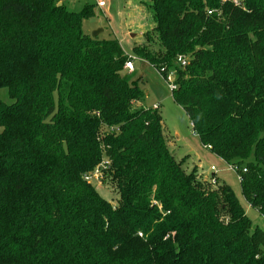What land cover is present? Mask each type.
I'll return each mask as SVG.
<instances>
[{
  "label": "trees",
  "instance_id": "obj_1",
  "mask_svg": "<svg viewBox=\"0 0 264 264\" xmlns=\"http://www.w3.org/2000/svg\"><path fill=\"white\" fill-rule=\"evenodd\" d=\"M92 7L0 0V264H264V228L234 190L176 155L159 107L137 105L119 39L85 33ZM152 9L134 54L173 73V99L264 216V0ZM103 159L115 205L85 179Z\"/></svg>",
  "mask_w": 264,
  "mask_h": 264
},
{
  "label": "rangeland",
  "instance_id": "obj_2",
  "mask_svg": "<svg viewBox=\"0 0 264 264\" xmlns=\"http://www.w3.org/2000/svg\"><path fill=\"white\" fill-rule=\"evenodd\" d=\"M71 9H81L87 3L93 5L94 15L84 20L83 29L85 33L93 36L97 31L102 38L116 37L119 39L123 49L134 59L135 71L123 70L122 75L134 77L139 82L145 97L138 106L156 107L163 116L164 127L171 141V149L178 157L190 155L189 164H201V171L211 175V166L219 170L216 179L219 183L228 184L237 195L247 215L251 218L253 226L259 225L264 228V216L245 199L240 182V174L230 169L225 160L219 159L207 147H205L198 135L194 132L191 121L183 107L180 106L172 95V87L169 80L148 62L141 61L134 54V47L146 43L144 33L154 28L152 0H105L106 5L100 8L95 0H61ZM155 46V44H153ZM170 74V73H169ZM170 77V75H169ZM174 82V77L172 78ZM1 96L8 99L6 89L1 90ZM251 155L249 161H254ZM94 183L99 193L109 200L113 205L118 202L119 194L108 184Z\"/></svg>",
  "mask_w": 264,
  "mask_h": 264
},
{
  "label": "built area",
  "instance_id": "obj_3",
  "mask_svg": "<svg viewBox=\"0 0 264 264\" xmlns=\"http://www.w3.org/2000/svg\"><path fill=\"white\" fill-rule=\"evenodd\" d=\"M236 1V0H234ZM95 3L98 7L103 8L106 5L105 0H95ZM177 63H179L180 65H186V59L183 56H179L177 58ZM125 69L128 72H133L135 70V64H134V59L131 57V59L129 61L126 62L125 64ZM170 75V77H169ZM168 75L167 80H169L170 86L172 87V90L175 88V83L172 81L171 76L173 78V73H170ZM157 108L159 107L158 105L156 106ZM109 161L108 160H102L101 163L94 169V171L90 174H87L85 176V179L88 182H95L98 184H101L100 182L104 181V177H105V173L104 170L109 166ZM230 169L239 172V166L236 164H229ZM211 169L215 172H217V168L216 166H212ZM243 171H246V169H243ZM213 182L216 183V178L214 177Z\"/></svg>",
  "mask_w": 264,
  "mask_h": 264
},
{
  "label": "crops",
  "instance_id": "obj_4",
  "mask_svg": "<svg viewBox=\"0 0 264 264\" xmlns=\"http://www.w3.org/2000/svg\"><path fill=\"white\" fill-rule=\"evenodd\" d=\"M140 60H141V59H140ZM141 61H144V62H145V60H141ZM134 71H135V70H134ZM134 71H133V72H134ZM158 106H159V105H158ZM159 107H160V106H159ZM191 125H192V124H191ZM192 127H193V126H192ZM194 132H195V131H194ZM171 145H172V143H171ZM207 148H208V147H207ZM208 149H209V148H208ZM209 150H210V149H209ZM210 151H211V150H210ZM211 152H212V151H211ZM212 153H213V152H212ZM213 154H214V153H213ZM214 155H215V154H214ZM185 156H186V155H185ZM215 156H217V155H215ZM183 157H184V156H183ZM217 157H218V156H217ZM218 158L221 159V160H223V159L220 158V157H218ZM199 166L202 167L201 164H199ZM211 167H212V166H211ZM211 167H210V170H212ZM216 168H217V167H216ZM218 170H219V169L217 168V172H218ZM212 171H213V170H212ZM217 172L213 171V173H212L211 175H212V176H213V175L216 176ZM209 174H210V173H209ZM216 178H217V177H216Z\"/></svg>",
  "mask_w": 264,
  "mask_h": 264
},
{
  "label": "water",
  "instance_id": "obj_5",
  "mask_svg": "<svg viewBox=\"0 0 264 264\" xmlns=\"http://www.w3.org/2000/svg\"><path fill=\"white\" fill-rule=\"evenodd\" d=\"M97 35H98L97 31L93 33V36H97Z\"/></svg>",
  "mask_w": 264,
  "mask_h": 264
}]
</instances>
